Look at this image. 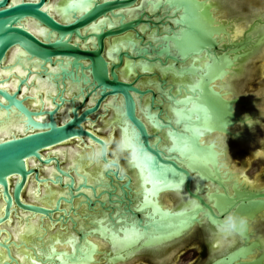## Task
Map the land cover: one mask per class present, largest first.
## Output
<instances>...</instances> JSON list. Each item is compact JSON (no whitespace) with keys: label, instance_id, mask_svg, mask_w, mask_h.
<instances>
[{"label":"water","instance_id":"obj_1","mask_svg":"<svg viewBox=\"0 0 264 264\" xmlns=\"http://www.w3.org/2000/svg\"><path fill=\"white\" fill-rule=\"evenodd\" d=\"M53 2L59 3L66 20L48 10ZM211 4L207 0H0V71L11 70L14 65L26 70L23 77L15 74V88L7 86L11 74H0V247L9 259L4 263L17 261L3 233L5 224L18 212L36 214L44 229L59 220V225L69 221L72 230L78 232V241L70 250L52 247L48 251L50 264L99 263L95 254L100 257L103 248L88 238L92 228L86 232L77 228L76 204L80 202H85L88 211H94L96 204L107 211L102 238L108 230L109 236L120 238L126 230H133L136 239L145 235L143 243H148L180 235L200 223L199 212L208 214L212 222L221 220L204 198L191 190L195 172L224 189L211 194L220 214L221 207L227 209L224 214L235 208L241 216L253 219L264 210V192L237 183L233 184V194L228 192L218 167L219 151L213 142L200 139L201 130L230 133L229 125L243 122L234 107L248 99L227 96L214 82L232 73L239 61L244 68L238 78L247 73L262 44L257 38L259 44L250 56L241 57L240 52L228 63L237 49L231 39L222 42L229 31L220 24L225 21L214 16ZM211 15L215 18L212 22ZM123 71L125 75L136 74L129 78ZM170 73L183 80L175 83ZM34 78L54 90L50 99L40 94L38 105L32 104L34 94L24 92L36 85ZM150 81L156 84H148ZM163 94L175 106L170 108L176 115L175 123L165 112ZM140 100L146 103L144 117L152 125L140 115ZM106 106L109 122L116 115L120 120L116 137L127 128L136 154L131 160L120 155L121 160L113 153L115 146L109 145L100 161L110 166L104 168V181L97 182L85 169L78 170L79 163L71 167L70 158L62 160L54 151L68 146L80 156L79 151L108 142L88 125ZM63 111L67 120L59 118ZM160 131L167 135L169 146H160L165 139ZM122 164L135 168L146 183L145 190H155V194L162 188L184 184L188 194L197 199L196 205L174 212L161 206L157 197L144 196L136 210L132 194L136 180L132 173L122 170ZM43 167L54 168L53 176ZM40 183L42 190L48 186V192L55 193L53 206L32 197V190ZM144 208H149L145 218L140 214ZM120 231L123 233L118 234ZM249 235L247 229L244 236L249 239ZM109 241L113 246L112 239ZM255 246L257 241L222 263L233 264L237 255L246 258ZM106 259L112 263L126 261L122 253ZM263 260L261 254L234 264H264ZM44 261L39 263L47 264Z\"/></svg>","mask_w":264,"mask_h":264},{"label":"bare ground","instance_id":"obj_2","mask_svg":"<svg viewBox=\"0 0 264 264\" xmlns=\"http://www.w3.org/2000/svg\"><path fill=\"white\" fill-rule=\"evenodd\" d=\"M14 2H17L19 0H13ZM230 0H207V2H215L216 6L213 7V13L214 16L216 17L217 20L224 21L225 19H232L230 24L226 26L228 29V34L229 37L223 36L222 37V42H227L230 39L235 40L238 38H241L244 34L246 26L251 22L252 18H256L255 15L252 17L251 15L247 14H242V15H235V16H228L227 15V7L233 6V7H238L237 4L233 5L232 2H229ZM249 1V0H248ZM226 3V5H224ZM250 7H255V0H251L248 2ZM59 3L53 2L50 4L48 7V10L50 12H55L58 14L62 19L66 20L67 16L63 14V12L60 11V8H58ZM224 5V6H223ZM226 9V10H225ZM264 13V10L263 12ZM259 15V14H258ZM257 16V15H256ZM247 23V24H245ZM221 37V36H220ZM259 37H256L255 40ZM264 53V38L262 39V44L258 49L255 51V54L257 56H262ZM255 55V57H256ZM201 61L203 62L202 58ZM253 63L254 59L249 63V68L251 70L253 69ZM155 70V68H153ZM238 71V70H237ZM237 71H234L232 73H228L227 75L223 76L220 79L215 80L214 86L219 87L220 91H224L225 95L230 96L235 93L241 94L238 91V84L241 81L238 79V76L240 74H237ZM26 73V70H23L21 67L14 65L11 70L7 71H0V74L2 75H8L11 74L10 78L12 81L7 84V86H11L15 88L18 84V79L15 77V74H17L19 77H23ZM124 74V71L122 72ZM136 74V72H130L129 74L127 73V77L131 78L133 74ZM240 73V72H239ZM170 78L175 81V83H178L181 81L182 78H178L177 76L169 74ZM183 80V79H182ZM33 81H36V78L33 79ZM150 85L156 84L154 81L147 82ZM141 84H146V82H142ZM242 87H244V83L242 84ZM53 88L49 86L48 83L45 81H36V85L34 87H27L24 89V92H31L32 94L35 95V99H33L32 104L38 105V96L42 94L45 97V94L47 99L49 98V94H54ZM73 93V91H71ZM165 95L163 94V102L162 104L165 106L166 113L168 114L169 117H171L173 123L177 120L176 115L170 111V108L175 109L173 105H170L169 101L164 99ZM139 100V99H138ZM141 101V100H140ZM244 104H237L235 105V110L238 111L240 114L241 118H243V122L241 121H236L235 123L231 124L228 126L230 132H233L235 134H230L229 136L226 135L223 131L221 132H216L215 130L209 132L206 129L201 130V137L200 139L203 142H213L216 146V148L220 151V159H218V163L220 164L221 162L223 163V166L225 167L228 165V168H230V161H228L229 158V152L228 149L230 148V141L232 138H244L252 129L254 126L255 122H258L259 117H258V112L255 109V101L256 100H245ZM113 104V103H112ZM260 105L262 107V111L264 113V108H263V101L260 100ZM141 110H140V115L142 118H145L144 116L147 113V108H146V103L144 100L141 101ZM258 108L260 109V106L258 104ZM66 111V110H65ZM65 111L62 112L59 118L61 120H67L68 115L65 113ZM109 108L106 106L101 110V112L98 113V115H95L93 119L88 123L90 128L95 131H100V132H107L106 134H109V136L103 137L106 141H110L112 138H115V132H116V127L118 123H120V120L117 118V115L114 119V121L109 122L108 120V114H109ZM254 114V115H253ZM250 115V116H249ZM246 117H250L251 120L246 119ZM260 115V120L264 122V115H263V120L261 119ZM146 119V118H145ZM147 120V119H146ZM148 121V120H147ZM152 122V120H151ZM149 124H151L148 121ZM241 124V127L240 125ZM152 125V124H151ZM243 125V126H242ZM151 129L155 131V128L151 126ZM216 132V133H215ZM164 134L165 139L160 143V146L166 147L169 146V142L166 140V134L164 131H160L159 134ZM123 134L124 138L130 145L129 141L132 139V133L126 128L124 131L120 133ZM228 134V133H227ZM111 145V143H109ZM75 150V149H74ZM56 154L61 155L62 160H67L70 158L72 161L71 167H74L75 164H78V170L85 169L87 171V176L92 178L94 181L97 182H103L105 175H104V168L105 165L99 160L96 162H90L88 160L82 159L81 154L84 153L83 151L80 152V156L75 154L71 148L68 146L60 147L59 150L54 151ZM114 155L117 157H120L119 154H116L113 150ZM35 164V162H33ZM134 166V163L132 161V167ZM131 167V168H132ZM44 170L47 171V173L50 176H53L54 173V168L52 167H43ZM129 168L126 167L125 171H128L134 175L135 177V185L132 190L133 194V199H134V205L136 210L140 208V202L143 200L142 198L146 196L147 198H158V201L160 202L161 206L163 207H169L171 210H174V205L173 204H168L165 202L163 195L166 193L167 189L162 188L157 194H155V190H145L146 189V183L143 181L142 176L139 174L135 168ZM231 169V168H230ZM130 170V171H129ZM247 173V172H246ZM243 174V179L242 183L246 184L247 187H255V184L253 185L252 182L251 184H248V176ZM234 176H238L237 173L235 172ZM233 177V176H232ZM240 179V178H238ZM192 187H195L197 192H205L208 189H211L212 185L210 186L209 183H206L205 181H202L201 178L195 177L193 182H192ZM48 186L42 190L41 183L38 184L37 188L32 190V197L39 202H42L44 204H47L49 206L54 205V192L49 193L48 192ZM181 198V207L184 209H189L193 203V200L185 193L184 189V184L180 185H175L174 187H171ZM90 192V191H88ZM145 194V195H143ZM83 208L81 214L79 210ZM149 209V208H148ZM147 208H144V210H140V214L145 218V215L148 212ZM76 210L78 211V214L75 216V220L77 221V228L81 227L83 232L88 231L90 228H92L89 233H88V238H92L96 242L99 243V248H103V252L101 253V256H96L95 258L99 259V262H102L104 259L107 261L104 264H115L116 262H110L106 258L109 257L110 255L116 254V253H122V255L126 258V260L133 258L136 254L140 253L141 251L144 250V246L147 247H154L152 249H155L156 247H161L162 245H171L177 238H180L179 236L184 235L186 232H188L194 225L189 227L188 229L184 230L180 235H175L171 236L170 238H158V239H153L149 240L148 243H143L145 239V235L141 237V239H136L137 234L136 231L133 230H126L125 234H123V238H120L119 236H109L108 231H106L104 238H102L100 235L102 232V228L105 227L103 224L106 225V220L108 213L107 211L103 212L100 207H97L94 209V211H88L87 207L85 206V202H80L76 204ZM117 207L114 210V213H116ZM2 212V206H0V214ZM18 212V211H17ZM261 216L264 215L263 211H260ZM18 216L16 219L11 218L4 226L5 231L7 234L3 236V239L5 242L8 243V245L11 248V251H14L15 254L17 255V259L19 261V264H40L39 262L42 261V259H45L44 263L47 262V264H50L51 259H47V255L49 254L48 251H51L52 247H55L56 249H59L60 247H63V249L70 250L72 247L71 244L75 243V241H78L77 236L78 232L73 231L72 228L70 227L69 221L65 223H61L59 225V220L54 221L50 224L47 225L46 229L42 228L41 222H39V218L36 214H30V213H25V212H18ZM200 222L204 221L206 218L205 216L199 217ZM46 220V218H43ZM45 225V223H44ZM257 222L251 224V228H256ZM101 226V227H100ZM58 227V229H57ZM107 228V226L105 227ZM252 228V229H253ZM79 229V228H78ZM122 231L118 232V234H121ZM253 232H255L253 230ZM123 233V232H122ZM135 236V239L133 238ZM178 236V237H177ZM72 238L73 240H69ZM110 239H112V244L113 246H110ZM134 240V241H133ZM180 240V239H179ZM29 245L30 247H25L26 245ZM15 245V246H14ZM84 246H87V243H83ZM76 246V245H75ZM74 246V247H75ZM70 247V248H69ZM85 249V247H83ZM143 248V249H141ZM107 250H109V253H107ZM35 253H37V256H35ZM55 257V256H52ZM4 260H8V257L6 255V252L4 249L0 248V263L3 262ZM86 261V260H84ZM38 262V263H37ZM92 261H87L83 264H92ZM5 264V263H4Z\"/></svg>","mask_w":264,"mask_h":264},{"label":"flooded vegetation","instance_id":"obj_3","mask_svg":"<svg viewBox=\"0 0 264 264\" xmlns=\"http://www.w3.org/2000/svg\"><path fill=\"white\" fill-rule=\"evenodd\" d=\"M244 1L246 3V7L240 6L241 2ZM251 1V0H249ZM247 0H235L233 1V5L237 4L238 7H229L228 6V16H235V15H242V14H249L253 17V15H258L260 11L264 10V3L261 4H255V7H250ZM257 5V6H256ZM244 7V8H243ZM246 24V23H245ZM258 55V54H257ZM255 57L254 61L255 64L260 61L261 57H264V53L262 56H257ZM251 76V71H247L243 76H241L240 79L241 81L238 84V91L241 94L235 93L239 97H243L245 99L249 100H256L255 101V109L258 112V117L259 120L258 122H255L254 126L250 130V134L246 135L244 138H232L230 141V148L228 149L229 152V158L228 161H230V168H228V165L225 167L223 166V163L221 162L220 164L218 163V167L220 170V173L222 177L224 178V184L228 188V192L230 194H233V184L237 183L240 186L246 185L242 183L243 179V174L247 172V166L253 159H258L261 157H264V122L260 120V115L262 116L261 119L263 118V111L262 107L260 105V100L263 101V108H264V90L263 92H253V93H245L246 92V86L242 87V84H245V81H248L249 77ZM260 77V75H258ZM257 77H255L256 79ZM232 97V96H231ZM258 104L260 106V109L258 108ZM264 119V118H263ZM262 119V120H263ZM241 127V124H239ZM243 126V125H242ZM216 132H221L219 130H216ZM215 132V133H216ZM226 133V132H224ZM228 133V132H227ZM226 135L229 136L230 134H235L233 132H230ZM101 135L103 137H108L105 132H101ZM202 141V140H201ZM205 143V142H204ZM210 143V142H206ZM112 148L115 146L112 144ZM217 151H219L217 149ZM220 154V151H219ZM218 154V155H219ZM250 154V156H248ZM220 159V155L218 156ZM121 160L122 157H120ZM124 162V161H123ZM242 163V165H239L238 163ZM126 165L121 166L122 170L126 169ZM235 172L237 173L238 176H234ZM131 173V172H127ZM246 175L248 176V184L252 183L253 185L255 184V187H248L251 190H255L256 192H264V178L255 176L254 178L249 176L247 173ZM193 180L197 176L199 177V174L197 172L193 173ZM233 176V177H232ZM200 178V177H199ZM240 178V179H238ZM192 180V182H193ZM206 183H209L210 186L212 185L211 189L206 190L205 192H197L195 187H192V182H191V190L193 192L199 193L214 210V212L220 216V219L223 218L224 215L226 214H220L218 209L215 207V201L211 199V194L214 191L217 192H223L224 189L220 186H218L215 182H212L210 180H203ZM247 186V185H246ZM185 189V186H184ZM185 193L193 200V203L191 205L194 206L197 203V199L190 196L188 192L185 189ZM103 197V196H102ZM165 202L168 204H173L174 205V212H177L180 210L181 207V198L180 196L173 190V189H167L166 193L163 195ZM134 205V204H133ZM135 206V205H134ZM100 207L98 204H96V208ZM164 208H169V207H164ZM101 209V208H100ZM170 209V208H169ZM235 208H233L234 210ZM232 210V211H233ZM230 211V212H232ZM264 212V210H263ZM261 215L260 212H258L255 217L252 218H247L248 221V234L249 239H246L245 236L243 237H234L231 239H224L221 237H216L213 235L214 233V225L213 222L210 220V217L208 214L204 212H199L198 217H203L205 216L206 218L204 221L200 223H194V226L186 232L184 235L179 236L180 238H177L171 245H162L161 247H156L155 249H152L154 247H147L144 246V250L141 251L140 253L136 254L133 258L128 259L124 262H118L116 264H163L167 263V261L170 264H175L174 260L172 257L177 259L179 256L185 253L184 247L188 246L187 248L192 249V248H198L195 256H191L188 261H185L181 264H224L222 261L229 256L235 255V252L242 249L245 246H249L253 241L260 242V244H257L254 248H252L253 252L250 253L249 255L244 258L241 255H237L236 258L232 259V263H237L240 261H246V260H252L255 259V257L260 256L261 254H264V215ZM16 219V217H14ZM200 219V218H199ZM47 220V219H46ZM49 220H47L48 222ZM257 222L256 228L252 226L251 224ZM49 223V222H48ZM253 230L255 232H253ZM7 234L6 232L3 233V236ZM178 237V236H177ZM180 239V240H179ZM192 242V243H191ZM188 243H191L190 245H186ZM15 246V245H14ZM26 247V246H25ZM1 249H4L3 247H0ZM141 248V249H143ZM5 250V249H4ZM6 252V250H5ZM12 255L17 259V255L15 254L14 251H11ZM7 255V254H6ZM169 256H171L169 258ZM9 260V259H8ZM5 261V260H4ZM4 261L1 262L0 264H4ZM19 264V261L17 259L16 261ZM15 261H9L8 263L5 264H15ZM107 261H102L99 262L98 264H104ZM264 263V260H263ZM93 264V263H92Z\"/></svg>","mask_w":264,"mask_h":264},{"label":"rangeland","instance_id":"obj_4","mask_svg":"<svg viewBox=\"0 0 264 264\" xmlns=\"http://www.w3.org/2000/svg\"><path fill=\"white\" fill-rule=\"evenodd\" d=\"M245 1L247 2V0ZM211 3H212L211 6L213 7L216 6L215 2H211ZM261 3H264V0H255V4L258 5ZM245 5L246 3L242 1L240 6L246 7ZM261 12H263V10L259 12V15H257L256 18L254 19L252 18L251 23L247 25L243 36L241 38L233 40V42L231 43L236 46L237 51L234 54V56L229 59L228 63H230L234 59L235 56H239L240 52H242L241 57L250 56L255 51V48H256L255 46L259 44L255 41V36L258 37V35H260V39L264 38V13H261ZM208 15H210V13ZM210 19H211V22L215 20V18L212 17V15L210 16ZM224 21L225 22L220 23L222 27H226L228 24H230L232 19H225ZM228 38L230 37L228 36ZM260 39L258 41H261ZM252 66H253L252 70L251 68H249V71H251V76L249 77L248 81H245V84H244L246 86L245 93L263 92L264 90V57H261L260 61H258L256 64L254 61ZM233 68H234L233 70L232 68L230 69L232 70V72L238 70L237 74H240L239 72L243 71L244 64L242 61H239L238 63H236V66H234ZM258 75H260V77ZM255 77L257 78L255 79ZM114 137L117 138L116 134ZM248 156H250V154H248ZM238 164L242 165L241 162ZM247 174L253 178L255 176H258L260 178L262 176V178H264V157L258 158L256 160L255 159L251 160V162L247 166ZM191 243H188L186 245H190ZM257 244H260V242H257ZM187 247L188 246L184 247V250H185L184 254L179 256L177 259L175 258V255H174V257H172V259L170 260L172 261L174 260L175 264H181L185 261H188L189 258H191V256H195L198 248L189 249ZM170 257L171 256H169V258ZM163 264H170V263L167 261V263H163Z\"/></svg>","mask_w":264,"mask_h":264},{"label":"clouds","instance_id":"obj_5","mask_svg":"<svg viewBox=\"0 0 264 264\" xmlns=\"http://www.w3.org/2000/svg\"><path fill=\"white\" fill-rule=\"evenodd\" d=\"M246 119L251 120L250 117ZM109 143L115 145L114 152L119 155H127L129 160L133 159L136 151L134 146H130L123 134L119 138H112L109 142H105L103 145L90 146L89 150L81 154V158L90 162H96L101 160L108 151ZM110 166L106 164L105 167ZM214 233L216 237L224 239H231L234 237H243L248 229L247 218L238 214L235 210L224 215L218 223H214Z\"/></svg>","mask_w":264,"mask_h":264},{"label":"snow or ice","instance_id":"obj_6","mask_svg":"<svg viewBox=\"0 0 264 264\" xmlns=\"http://www.w3.org/2000/svg\"><path fill=\"white\" fill-rule=\"evenodd\" d=\"M85 7H87V5H85ZM129 143H131V141H129ZM220 211H221V214H224L227 211V209L225 207H221ZM218 222H219V220H214V223H218ZM53 251H54V249H53Z\"/></svg>","mask_w":264,"mask_h":264}]
</instances>
